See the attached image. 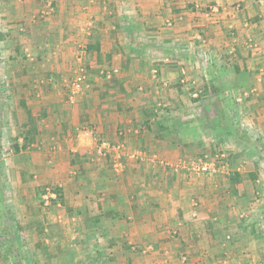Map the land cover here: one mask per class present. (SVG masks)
Returning <instances> with one entry per match:
<instances>
[{
  "label": "crops",
  "instance_id": "crops-1",
  "mask_svg": "<svg viewBox=\"0 0 264 264\" xmlns=\"http://www.w3.org/2000/svg\"><path fill=\"white\" fill-rule=\"evenodd\" d=\"M214 1L230 3L232 0ZM10 2L3 3L5 6L0 12L3 21H13V24L21 19L26 21L25 15L37 11L35 1L29 5L26 0L18 1L12 4L16 5L15 9L10 8ZM60 2L57 1L56 25L47 31L48 41L55 48H65L58 56L52 55L55 60L71 62L81 47L83 61H88L91 55L90 61L98 65V72L109 65L119 70L128 64L135 69L132 73L114 74L108 82L111 86L98 94L95 113L87 99L86 105L82 103L75 109L78 112L75 118H53L46 125L50 128L47 134L32 136L30 133L34 152L16 150V156L26 162L16 175L18 192L22 190L19 186L24 185L22 181L41 172L51 175L48 179L54 178V185L61 187L62 195L53 202L44 237L65 239L67 243L94 240L98 242L94 244L96 251L88 247L85 256L90 258L96 254L100 256L97 260L103 257L113 264H125V261L126 264H247L250 256L259 259L264 236L255 231L254 225L247 226L264 218L253 207L261 206L260 199H256L259 187L231 182L228 178L233 173L227 179L224 174L216 175L215 179L195 176L185 168L173 169L168 162L175 163L186 153L200 151V139L194 133L197 131L199 137L203 125L195 119L178 120L177 112L172 114L171 121L169 117L160 120L159 113L167 114L168 108L184 111V106L195 108L203 103L205 107L207 97L218 90L217 94L221 90L251 88L246 81L251 75L248 69L243 70L246 60L228 63V70L221 67L208 73L197 69L198 57L188 52L191 48L198 51L202 46L213 55L221 51L227 55L233 45L236 50L234 39L226 37L222 29L232 24L244 30L240 18L235 16L243 17L250 12L242 10L233 17L222 14V26L208 28L204 19L191 12L187 4L177 6V13L170 14L168 0ZM169 19L174 26L166 24ZM13 24H7L9 28L5 31L10 33ZM29 27L24 39L29 36ZM31 33L32 37L36 36L34 28ZM259 34L264 43V33ZM7 37L11 40L6 47L15 48L10 54L13 58L8 56L7 63L19 65L18 58H14L16 50L31 46L27 40L15 38L14 43L13 36ZM83 47L89 49L88 54L83 52ZM177 47L181 50H175ZM139 48L143 49L139 51ZM236 51L239 57V48ZM188 64L192 67L184 70L182 66ZM257 67L256 64L253 69ZM20 69L18 66L12 72L2 73L0 79L8 82L3 86V94L14 102L16 110L26 104L29 110L28 98L38 95V80L42 77L41 74L24 75ZM138 89L141 96L133 97ZM17 124L26 125L23 121L12 127ZM89 125L100 131L113 148L102 155L95 154L96 141L84 131ZM16 144L19 146V142ZM63 158L68 159L66 166L61 161ZM51 194L55 196V192ZM20 201L21 198L16 199V203ZM15 206L22 207L19 203ZM256 238L257 244L253 241ZM104 240L114 245L105 247ZM243 243L247 245L243 247ZM76 250L68 252L75 255ZM142 254L151 257H144L142 263ZM155 254L161 258L153 260Z\"/></svg>",
  "mask_w": 264,
  "mask_h": 264
},
{
  "label": "rangeland",
  "instance_id": "rangeland-1",
  "mask_svg": "<svg viewBox=\"0 0 264 264\" xmlns=\"http://www.w3.org/2000/svg\"><path fill=\"white\" fill-rule=\"evenodd\" d=\"M18 1L22 2L23 0H0V12L5 6L3 3L10 2V8L14 7L15 9L16 5L12 4ZM31 1H35L34 6L37 11L34 14L30 13L29 16L25 15L26 21L21 19L15 21L14 24L13 21H3L0 13V76L4 71L12 72L19 66L24 75L41 74L42 77L41 81L38 80V95L28 98L30 101L29 110L26 107L27 104L24 105V108L16 110L14 102L11 103L10 98H4L3 86H6L8 82L5 79H0V264H113L110 263L111 260L103 257L102 260H97L100 256L98 257L96 254L90 258L85 256L88 247H93L92 252L96 251L94 244L98 242L94 240L79 239L74 241L71 239L72 241L67 243L65 239L49 240L44 237L48 230L47 220L52 215L53 202L56 197L59 200L62 195L60 194L61 187L54 185L56 183L54 178L48 179V177H52L51 175L48 176L41 172L37 177L26 178L25 182L22 181L24 185L19 186L22 190L18 192L16 190V175L26 165V162L16 156V152H18L16 150L34 152L36 148L30 146L31 135L41 136L42 134L43 136V134H47L49 126L46 125L50 124L53 118L58 120L75 118L78 115L75 109L82 103L86 105L87 99H90L91 111L95 113L96 102L99 100L98 94L104 87L111 86L109 83L113 80L114 74L118 71L119 73L123 71L125 74L132 73L135 68L134 66L130 68L127 64L124 69L118 70L114 69L115 67L110 68L109 65L105 66V70L98 72V65L90 61L93 60L90 59L91 55L87 59L88 61H83L82 55H80L81 47L74 53V60L71 62L55 60L56 58L52 55L58 56V53L60 54V51L65 48L62 46L55 48L50 39L48 41L50 34L47 31L49 32L53 28L52 26L56 25L59 18L57 1L60 2V0H26V5L31 4ZM218 3L214 0H168L167 9L170 14L177 13V6L187 4L191 12H196L204 19L208 28L211 27L209 25H221L224 19L221 17L222 14L233 17L232 15L247 9L250 15L235 16V18H240L244 30L232 24H227L228 29L226 27L222 29L226 37L234 39V44H237L236 50L237 48L240 50L239 57H237V51L234 50L235 45L231 48L226 45L229 48H227V55L222 54V51L220 54H210L208 51L205 52L204 46L202 49L198 47V51L191 48V51L188 52L195 53L194 56L198 57L199 66L197 69L208 73H212V70H219L221 67L228 70L230 67L227 66L228 63L231 65L232 62L241 63L246 60L243 70L247 71L248 69L251 75L246 80L251 84V88L224 90V92L221 90L217 94L220 91L218 90L214 95L204 96L211 97L210 100L207 97L206 102L208 103L205 102V107H203V103L195 108L184 106V111H173L168 108L165 110L167 113L165 115H163L164 112L158 110L161 113L160 120L169 117L168 120L171 121V118H174L172 114L177 112L178 120L192 121L195 119L197 122L201 121L203 125L199 137L196 136L197 131L194 133L195 138L200 139V151L186 153L179 161L176 160L175 163L170 161L168 164L173 169H188L189 173L200 177L216 179V175L224 174L227 179V176H231L233 173L234 175L228 178L231 182L240 183L243 186L246 182L257 185L260 194L256 199H260L261 206L256 204L253 207L260 210L259 217H264L262 215L264 213V43L261 42L259 34L264 33V0H232L230 3L221 1ZM7 24H13L10 27L12 29L10 33L5 31L9 28ZM166 24L174 26L171 19L166 21ZM27 27H29L30 33L24 39ZM33 28L36 32L35 37H32L34 34L31 33ZM7 33L13 36L14 43L16 39L21 38L27 40L26 42L31 46V48H22L20 51L16 50L14 58H18L19 65L7 63L8 56L10 57L11 51L15 49L6 47V43L11 40L7 37ZM258 34L259 37L256 36ZM201 38H203L202 34ZM236 38L240 41H237ZM177 49L180 48L177 47L175 50ZM83 50L85 54L89 53L87 47H83ZM256 64L258 67L254 70L253 67ZM7 67L9 68L7 69ZM182 67L187 70L185 67L190 68L192 64ZM136 68L139 67L136 66ZM74 83H78L79 87L73 95V99H70ZM141 89H138V92L135 91L133 97H140ZM209 104H211L210 108ZM23 121L26 125L17 124V127H12L14 123ZM96 130L93 125L84 128V131L93 135L92 138L95 139L97 147L105 138L102 137L100 131L96 132ZM16 140L19 142V146H17ZM96 147L94 152L98 154ZM61 161L65 166L68 164V159L63 158ZM204 161L216 168V172L208 174L198 170L196 167ZM11 163L14 166L11 167ZM222 180L224 181V177H221ZM53 192H55V196H52ZM17 198H21V201L17 202L22 205L21 208L15 206ZM250 225H254L257 229L255 231L264 236V218L263 220L259 218L258 221L247 226L250 227ZM225 239L230 240L229 236H226ZM253 241H256V244L259 242L257 238ZM260 242L263 244L262 241ZM104 243L105 247L114 245L113 243L108 244V240H104ZM246 243L248 244V241ZM246 243H243V247L247 245ZM73 248H77L75 255L68 252ZM82 248L84 252H81ZM128 249L133 251L132 248ZM260 252L259 259L257 257L252 259L253 257L250 256L247 264H252V260H255L253 264H264V248ZM146 255L142 254V258L139 255L136 256L143 263L144 257L148 259L151 257ZM153 256H155L153 260L161 258L160 254ZM123 257L128 260L126 255Z\"/></svg>",
  "mask_w": 264,
  "mask_h": 264
},
{
  "label": "built area",
  "instance_id": "built-area-1",
  "mask_svg": "<svg viewBox=\"0 0 264 264\" xmlns=\"http://www.w3.org/2000/svg\"><path fill=\"white\" fill-rule=\"evenodd\" d=\"M79 84L78 83H74L72 85V95L70 96V99H73V95L75 94V92L78 90ZM113 146L105 140H102L100 142V145L96 147V151L98 152V154L102 155L105 152H107L106 150H110L112 149ZM194 168V167H193ZM198 170L202 171L203 173H215L216 172V168H214L213 166H211L208 162H203L201 163L199 166L196 167Z\"/></svg>",
  "mask_w": 264,
  "mask_h": 264
}]
</instances>
